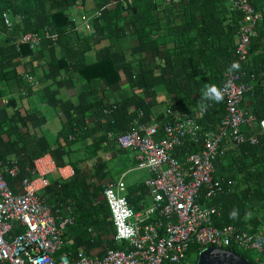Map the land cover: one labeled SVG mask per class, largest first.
Instances as JSON below:
<instances>
[{"label":"trees","instance_id":"obj_1","mask_svg":"<svg viewBox=\"0 0 264 264\" xmlns=\"http://www.w3.org/2000/svg\"><path fill=\"white\" fill-rule=\"evenodd\" d=\"M83 1L0 0V85L11 79L20 82L22 79L16 68L10 65L12 60L30 54L35 55L41 46L57 44L65 52L69 51L71 46L80 48L85 43L91 46L89 39L101 31L105 32L106 37L114 36L119 40L124 36L125 29L124 26H119L117 21L127 11L133 21V30L129 29V33H137L139 52L143 54L139 59V67L130 68L126 73L133 88L147 91L160 79L169 96L168 107L188 112L202 125L203 130L213 131L225 114V104L223 101L210 102L211 106L207 112L200 116L199 103L204 86L207 84L219 86L223 72L227 69H248V72H254L256 75L254 93L252 96L249 94L250 105L256 120L264 122V0H250L261 13L262 19L257 25L256 35L251 39L248 64L237 62L235 58V40L242 15L240 11L232 10L229 0H171L160 10L157 8L162 2L155 0H132L131 4L126 6L124 0H98L100 5L106 7L101 10L99 17L92 20L94 31L89 35L90 38H82L78 34L70 14V9L82 4ZM3 12H8L14 21L10 31L4 25ZM169 26H173L172 32ZM169 30L171 33L167 32ZM28 31L36 32L40 37L36 53L29 50L26 45H22L20 51L16 49L15 36ZM45 31L50 33L49 36L56 35V39L47 37ZM84 49L86 47L80 50ZM5 52L9 55L5 56ZM123 55L122 51L113 46L106 50L102 60L83 66L80 75L87 83L100 80L107 84L114 83L120 76L113 60L116 61ZM52 61L55 67L66 66L64 58ZM233 64L238 65V68H233ZM136 104L144 109L143 112L148 117L147 105L143 102ZM127 108L126 104L117 105V110L111 115L114 119L113 124H110L107 117L102 120L103 115L99 114L98 125L104 135L107 131L119 133L128 128L132 117H129ZM78 120L80 121L69 119L60 130L59 137L64 144L63 150L89 134L88 129L83 130L84 121ZM69 135H72L73 139H69ZM257 139L258 144L255 146L243 144L227 150L226 155L232 160L231 169L235 173L231 180L235 185L231 192L223 193L212 200L214 204L220 203L222 207L221 216L214 220L217 226L234 224L252 232L260 224H264V134H257ZM34 141L32 144L34 148H22L26 150L27 160L18 161L20 173L16 178L9 177L7 169L10 164L0 158V168L8 183L30 175L28 170L32 167L33 159L44 152L37 149L38 140ZM110 141L114 143L113 140ZM34 149L39 152L32 153ZM88 149L90 155H95L96 148L91 146ZM196 150L197 144L186 140L181 148L175 149L174 154L183 160L186 153ZM102 168L103 166L93 162L92 177L88 181L87 177L78 176L77 168L74 167L75 171L69 179L44 191V196L48 200L69 203L72 206L75 223L68 227L65 233L69 230L78 233L71 246L65 243V249L73 250L81 244L87 247L92 243L95 245L104 243L108 248L123 246L108 237L112 234L113 228L101 184L109 170ZM146 194L147 188L141 181L128 185L126 197L130 204L139 209V203ZM200 201L206 203L203 199ZM233 208L239 209L240 215L236 220L229 218V212ZM88 227L94 232H88ZM230 249L246 259L249 258L246 255L248 250L236 247ZM192 250L194 246L191 247ZM250 263L254 264L252 260Z\"/></svg>","mask_w":264,"mask_h":264},{"label":"built area","instance_id":"obj_2","mask_svg":"<svg viewBox=\"0 0 264 264\" xmlns=\"http://www.w3.org/2000/svg\"><path fill=\"white\" fill-rule=\"evenodd\" d=\"M131 2L124 0V6ZM170 2L163 0L158 9ZM229 2L232 10L240 11L242 15L235 58L237 62L248 64L249 46L262 19L261 13L250 0ZM100 15L98 10L86 20L88 31L92 30L89 21ZM2 17L10 31L14 22L8 12H3ZM45 34L51 39L56 38L49 36L48 31ZM39 42L38 34L28 31L20 33L15 45L19 49L21 44H26L36 51ZM24 77L33 80L28 74ZM255 81V73L248 69L223 72L219 87L224 92L225 114L213 131L203 130L188 112L170 107L165 108L169 119L162 123L145 122L143 110L133 107V116L125 131H107L108 139L120 148L136 151V159L151 176L145 180L149 204L140 209L128 203L121 179L104 182L102 192L111 213L112 237L123 246L105 247L101 255L88 254L82 249H65V231L74 224L72 207L44 196L49 185L48 174L57 170L61 180L65 181L73 175L71 165H56L49 154L34 159L28 170L30 175L19 180L18 192L12 190L0 172V263L196 264L197 258L191 259L189 254L194 246L192 251L197 257L207 247L253 250L256 256L247 260L264 264V224L252 232L234 224L217 226L214 220L221 216L222 207L211 202L234 184L230 178L215 175L214 160L223 157L229 149L258 143L253 133L242 130L243 126L255 123L254 117L241 106L246 94L253 95ZM116 108L114 104L104 106L102 113L108 116ZM87 129L88 125L84 124L83 130ZM68 138L73 139V136ZM186 140L196 143L198 150L186 153L180 160L174 152ZM16 163L13 161L7 169L10 178H16L20 173ZM92 231L88 228V232Z\"/></svg>","mask_w":264,"mask_h":264},{"label":"crops","instance_id":"obj_3","mask_svg":"<svg viewBox=\"0 0 264 264\" xmlns=\"http://www.w3.org/2000/svg\"><path fill=\"white\" fill-rule=\"evenodd\" d=\"M157 1L162 2L163 0ZM228 3L231 4L230 2ZM76 6L79 11L78 19L83 18V24L96 11H101L106 7V5H100L98 0H84L82 4ZM70 14L73 18L72 8L70 9ZM130 16L125 11L117 21L118 25L124 26L125 29L124 36L120 37L119 40L114 36L106 37L105 32L101 31L97 36L89 39L92 43L91 46L88 43L83 44L80 48L71 46L69 51H66L68 55H66L65 50L60 45L54 44L46 47L41 46L35 55L30 54L12 60L10 65L16 68L22 80L17 82L16 79H11L7 83L0 85V158L8 161L10 165L13 161L19 165L18 161L27 160L26 150L22 148H34L32 144L35 143L34 139H37L39 142L37 149L44 152L36 158L49 154L56 165H71L73 173L75 171L74 167H76L77 175L87 177L88 181L92 177L93 162L103 166L104 170H109L107 160L112 157L117 158L120 153L125 155L123 162L128 160L132 164L137 163V168L143 167L138 163L134 149L125 150L120 148L117 144L107 139V132L104 135L98 125L100 123L99 114L103 115L102 108L112 104H126L129 117L131 118L133 116L131 112L133 107L144 110L136 104L143 102L149 110L148 117L145 113V122L159 121L162 123L169 119L165 114L169 96L166 94L161 80L158 79L151 89L143 91L133 88L130 85L129 78L126 76L130 68L139 67V59L143 57V54L139 52L137 33H129V29L132 28L133 24ZM73 20L75 23L74 28L78 34L82 38H90L89 35L94 30L92 28L93 21H89L92 30L88 31L85 25L84 28H81L76 19L73 18ZM177 21H180V19H177ZM169 28L172 32L173 26H169ZM167 32L169 33L170 30ZM113 46L124 54L122 58L116 59V61L113 60L114 66L119 69V80L111 84H107L104 80L87 83L80 75V69L85 65L102 60L106 50L111 49ZM85 47L86 49L80 50ZM5 53V56L9 55L8 52ZM59 58L65 59L66 66L64 68L55 67L52 61V59L58 61ZM25 74L32 76L33 80H26ZM7 97L9 99L5 102L4 99ZM101 105L102 107L100 108ZM241 106L255 119L254 124L243 126L242 130L247 134L253 133L256 138L257 134H264V122L256 120L250 105V95L246 94L244 96ZM99 109L101 110L99 111ZM105 118L106 116L103 115L102 120ZM69 119H75L78 122L80 121L78 119H82L88 125L90 132L87 137L81 138L71 146H66L65 150H63L62 146L64 144L59 137V132L68 123ZM91 146L97 149L95 155H90V149L88 148ZM39 150L34 149L32 153H38ZM226 153L227 151L225 156L214 160L215 175L231 179L235 173L231 169L232 160ZM144 168L148 174L141 180L143 184L150 176V171L146 167ZM129 169H131V166L126 171ZM126 171L121 174L122 176L119 179H123ZM0 172H2V168H0ZM47 179L49 181L47 188L58 185L62 181L57 170L49 173ZM107 179L114 180L108 174L105 180L102 181V186ZM19 180L9 181V185L14 192L20 191ZM135 183L138 182L131 184ZM125 185V193L127 194V188L130 184L125 183ZM234 185L235 182L228 192L232 191ZM148 204L149 198L146 194L145 198L140 201L139 206L141 208ZM67 232L64 234L63 239L66 245L71 246L78 232L72 230ZM112 234L108 237L113 239ZM105 247L104 243L101 245L92 243L87 247L81 244L73 251L82 249L88 254L101 255Z\"/></svg>","mask_w":264,"mask_h":264},{"label":"rangeland","instance_id":"obj_4","mask_svg":"<svg viewBox=\"0 0 264 264\" xmlns=\"http://www.w3.org/2000/svg\"><path fill=\"white\" fill-rule=\"evenodd\" d=\"M78 12H79L78 7L73 6L72 7L73 18H75L77 23L81 25V28H84L85 24H83V18L78 19L79 17ZM124 157H125L124 153H120L117 158L112 157L107 160V165L109 167V174L114 180H118L122 176L121 174L124 171H126L130 166L131 169L126 171L122 179L126 184L139 182L147 176L148 172L144 167L137 168L138 166L137 163L132 164V162H129L128 160L123 162ZM189 254L191 259L197 258V254L195 252L191 251ZM246 255L248 257H254L256 256V252L253 250H248V253Z\"/></svg>","mask_w":264,"mask_h":264},{"label":"water","instance_id":"obj_5","mask_svg":"<svg viewBox=\"0 0 264 264\" xmlns=\"http://www.w3.org/2000/svg\"><path fill=\"white\" fill-rule=\"evenodd\" d=\"M196 264H251L246 258L231 249L207 247L201 250Z\"/></svg>","mask_w":264,"mask_h":264},{"label":"clouds","instance_id":"obj_6","mask_svg":"<svg viewBox=\"0 0 264 264\" xmlns=\"http://www.w3.org/2000/svg\"><path fill=\"white\" fill-rule=\"evenodd\" d=\"M232 67L238 68V65L233 64ZM223 99H224V92L219 86H217L216 84L205 85L200 98L198 114L200 116H203L207 112L208 108L211 106V103H220L223 101ZM246 214L249 216L251 215V213H246ZM239 215L240 213L238 208H233L229 212V218L232 220H236L239 217Z\"/></svg>","mask_w":264,"mask_h":264},{"label":"bare ground","instance_id":"obj_7","mask_svg":"<svg viewBox=\"0 0 264 264\" xmlns=\"http://www.w3.org/2000/svg\"><path fill=\"white\" fill-rule=\"evenodd\" d=\"M19 36H20V34L17 35V37L15 38V42H14V43H16V40H17V38H18ZM38 36H39V35H38ZM54 36L56 37V35H54ZM39 39H40V37H39ZM55 39H56V38H55ZM54 41H55V40H54ZM39 44H40V42H39ZM22 45H26V44H21V45L19 46V49L16 48L17 51H20V48H21ZM15 46H16V45H15ZM26 46L28 47V45H26ZM38 48H39V47H38ZM28 49H29V47H28ZM29 50H31V49H29ZM37 50H38V49H37ZM37 50H36V51H32V50H31V51H32L33 53H36ZM25 79H26V78H25ZM26 80H28V79H26ZM28 81H32V80H28ZM8 99H9V98L7 97V98L4 99V101L7 102ZM114 105H116V104H114ZM116 106H117V105H116ZM116 109H117V108H116ZM116 109H115V110H116ZM115 110H114L113 112H115ZM113 112H112V113H113ZM112 113H110L108 116H106L107 119H109V121L113 119V118L111 117ZM113 120H114V119H113ZM174 156H175V154H174ZM176 157H177V156H176ZM177 158H178V157H177ZM178 159H179V158H178ZM137 161H138V160H137ZM138 163H139V162H138ZM150 176H151V173H150ZM150 176H149V177H150ZM149 177H148V178H149ZM123 183H124V182H123ZM124 184H125V183H124ZM144 185H145V181H144ZM145 186H146V185H145ZM146 188H147V194H148V187L146 186ZM125 191H126V185H125V190H124V195H125V197H126L127 194L125 193ZM126 199H127V197H126ZM127 201H128V199H127ZM128 203H129V201H128ZM129 204H130V203H129ZM71 207H72V206H71ZM108 209H109V208H108ZM72 210H73V209H72ZM109 212H110V211H109ZM73 217H74V223H75V216L73 215ZM110 217H111V213H110ZM111 222H112V220H111ZM112 225H113V224H112Z\"/></svg>","mask_w":264,"mask_h":264}]
</instances>
